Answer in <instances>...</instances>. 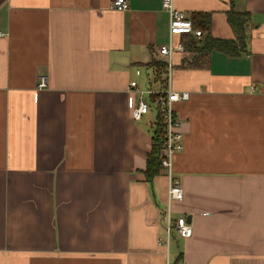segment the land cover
<instances>
[{
    "label": "crops",
    "instance_id": "crops-1",
    "mask_svg": "<svg viewBox=\"0 0 264 264\" xmlns=\"http://www.w3.org/2000/svg\"><path fill=\"white\" fill-rule=\"evenodd\" d=\"M113 2L0 0V264H264V0H173L192 22L210 15L204 38L236 41L232 11L250 21L246 53L173 60L171 88L190 98L174 107L184 197L170 204L166 171L144 174L156 115L136 122L130 89L163 60L169 14ZM168 216L192 237L159 245Z\"/></svg>",
    "mask_w": 264,
    "mask_h": 264
},
{
    "label": "built area",
    "instance_id": "built-area-1",
    "mask_svg": "<svg viewBox=\"0 0 264 264\" xmlns=\"http://www.w3.org/2000/svg\"><path fill=\"white\" fill-rule=\"evenodd\" d=\"M112 7L117 11L123 12L129 9V2L128 0H114ZM162 7L169 14V42L167 45L158 48L157 56L162 58L167 65V87L165 90L160 91L150 87L147 81L144 88H139V83L132 81L130 89L138 96L137 104L133 111V119L139 122L144 116L154 112L156 119H159L162 124L163 138L160 159L162 169L166 171L169 181L168 199L170 204L171 202H181L184 197L180 181L174 177L173 172L174 158L184 149L182 119L174 107L176 103L187 101L190 98L189 93H178L171 88L174 70L173 60L176 55L183 56V59L185 56L191 55L186 49L189 39H200L203 37V32L195 29L190 18L175 9L173 0H162ZM136 75L138 77L141 76L142 71L137 69ZM47 85V77L40 76L36 87L37 90H43L47 88ZM170 221V216H168L167 240L166 242L160 241L159 245L169 246L173 230L182 239H190L192 237V225L185 218H179L173 226H171Z\"/></svg>",
    "mask_w": 264,
    "mask_h": 264
},
{
    "label": "trees",
    "instance_id": "trees-1",
    "mask_svg": "<svg viewBox=\"0 0 264 264\" xmlns=\"http://www.w3.org/2000/svg\"><path fill=\"white\" fill-rule=\"evenodd\" d=\"M195 15H197L196 18L202 17V20L200 18L198 21H193L195 29H202L203 31L208 32L210 27V15L202 13ZM249 19V14L245 12L239 13L232 11L228 13V21L237 35L236 41L213 39L209 34L207 37H203L202 40L196 41L193 38L189 39L186 49L191 55L189 58L185 57L183 59V66L190 65L191 67L199 68L205 66L204 64L207 66V63H209V55L213 51H219L231 57L246 53V27L249 24ZM144 67L151 69L152 71L149 77L150 79L148 80L149 86L160 91L165 90L167 87L166 63L163 60L154 59L150 64L145 65ZM153 128L152 151L148 155L147 167L144 171L148 183H151L156 177L160 176L163 170L160 159L163 127L159 119L155 120Z\"/></svg>",
    "mask_w": 264,
    "mask_h": 264
},
{
    "label": "water",
    "instance_id": "water-1",
    "mask_svg": "<svg viewBox=\"0 0 264 264\" xmlns=\"http://www.w3.org/2000/svg\"><path fill=\"white\" fill-rule=\"evenodd\" d=\"M187 222L190 223V218L187 219Z\"/></svg>",
    "mask_w": 264,
    "mask_h": 264
},
{
    "label": "rangeland",
    "instance_id": "rangeland-1",
    "mask_svg": "<svg viewBox=\"0 0 264 264\" xmlns=\"http://www.w3.org/2000/svg\"><path fill=\"white\" fill-rule=\"evenodd\" d=\"M152 113H154V112H152Z\"/></svg>",
    "mask_w": 264,
    "mask_h": 264
},
{
    "label": "bare ground",
    "instance_id": "bare-ground-1",
    "mask_svg": "<svg viewBox=\"0 0 264 264\" xmlns=\"http://www.w3.org/2000/svg\"><path fill=\"white\" fill-rule=\"evenodd\" d=\"M190 224V223H189Z\"/></svg>",
    "mask_w": 264,
    "mask_h": 264
}]
</instances>
